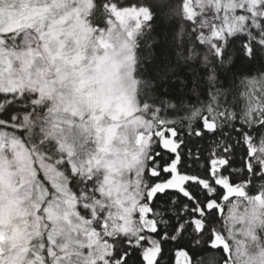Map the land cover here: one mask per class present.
I'll list each match as a JSON object with an SVG mask.
<instances>
[{
	"label": "snow or ice",
	"instance_id": "snow-or-ice-1",
	"mask_svg": "<svg viewBox=\"0 0 264 264\" xmlns=\"http://www.w3.org/2000/svg\"><path fill=\"white\" fill-rule=\"evenodd\" d=\"M0 264H264V0H0Z\"/></svg>",
	"mask_w": 264,
	"mask_h": 264
}]
</instances>
